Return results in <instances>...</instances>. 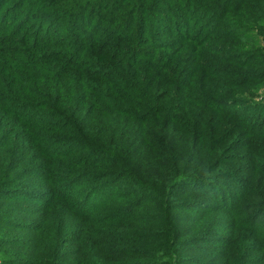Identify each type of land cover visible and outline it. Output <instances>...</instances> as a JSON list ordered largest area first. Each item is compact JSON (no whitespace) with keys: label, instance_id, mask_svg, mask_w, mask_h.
Returning <instances> with one entry per match:
<instances>
[{"label":"trees","instance_id":"obj_1","mask_svg":"<svg viewBox=\"0 0 264 264\" xmlns=\"http://www.w3.org/2000/svg\"><path fill=\"white\" fill-rule=\"evenodd\" d=\"M0 264H264V0H0Z\"/></svg>","mask_w":264,"mask_h":264},{"label":"rangeland","instance_id":"obj_2","mask_svg":"<svg viewBox=\"0 0 264 264\" xmlns=\"http://www.w3.org/2000/svg\"><path fill=\"white\" fill-rule=\"evenodd\" d=\"M217 216L218 215H209V219H217ZM27 219H29V221L31 220V218L29 217V218H27ZM211 221H214V220H211ZM73 222L74 223H72V227L75 229L76 228V226H81V220L79 219H76L75 221L73 220ZM15 236H19V234L18 233H15ZM92 237V236H91Z\"/></svg>","mask_w":264,"mask_h":264}]
</instances>
